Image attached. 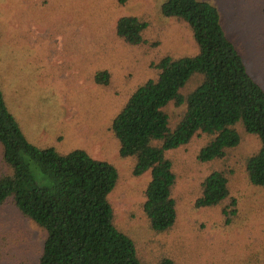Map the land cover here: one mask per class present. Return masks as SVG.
I'll list each match as a JSON object with an SVG mask.
<instances>
[{
	"label": "rangeland",
	"instance_id": "374dc122",
	"mask_svg": "<svg viewBox=\"0 0 264 264\" xmlns=\"http://www.w3.org/2000/svg\"><path fill=\"white\" fill-rule=\"evenodd\" d=\"M165 1L0 0V90L34 146L62 154L82 149L117 168L120 180L110 197L115 223L135 240L143 264H264V188L251 185L246 173V160L261 148L257 137L238 127L241 144L215 163L198 162L203 135L167 153L178 178L173 195L179 217L162 235L150 229L143 211L150 173L135 177V159L120 155L111 125L135 90L158 77L161 59L198 54L188 25L162 15ZM200 1L216 7L249 74L264 89V0ZM123 17L149 24L146 43L131 46L117 36ZM101 72L109 74L106 85L95 81ZM166 112L173 128L185 106L171 104ZM228 166L238 216L227 226L220 207L197 209L195 203L204 179ZM9 173L0 144V177ZM46 237L12 201L0 207V264H40Z\"/></svg>",
	"mask_w": 264,
	"mask_h": 264
},
{
	"label": "trees",
	"instance_id": "16d2710c",
	"mask_svg": "<svg viewBox=\"0 0 264 264\" xmlns=\"http://www.w3.org/2000/svg\"><path fill=\"white\" fill-rule=\"evenodd\" d=\"M161 12L188 25L198 54L161 59L155 65L158 77L135 90L111 125L121 157L136 161L134 176L151 175L143 211L156 235L172 231L179 217L173 195L178 178L167 153L188 146L199 135L207 139L198 155L202 164L222 161L239 147L238 127L257 137L261 148L246 160V173L251 185L264 188V89L225 33L218 10L206 1L166 0ZM148 27L141 18L123 17L116 32L126 44L139 46L146 43ZM194 80L198 86L184 95ZM95 81L106 85L109 74L98 73ZM171 104L185 106L173 128L166 112ZM0 144L10 171L0 177V207L12 201L46 232L40 264H143L135 240L115 223L110 197L120 174L114 165L82 149L62 154L34 146L1 90ZM233 174L229 166L212 171L195 203L197 209L220 207L227 226L238 216L230 189Z\"/></svg>",
	"mask_w": 264,
	"mask_h": 264
}]
</instances>
